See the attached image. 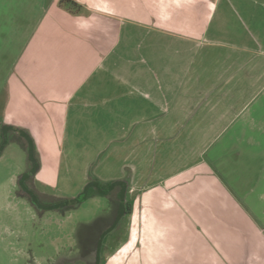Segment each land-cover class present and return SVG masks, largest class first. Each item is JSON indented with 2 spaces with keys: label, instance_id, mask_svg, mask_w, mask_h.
Returning a JSON list of instances; mask_svg holds the SVG:
<instances>
[{
  "label": "crops",
  "instance_id": "crops-1",
  "mask_svg": "<svg viewBox=\"0 0 264 264\" xmlns=\"http://www.w3.org/2000/svg\"><path fill=\"white\" fill-rule=\"evenodd\" d=\"M61 1L0 0L2 124L32 136L35 180L126 182L109 263L143 245L172 262L264 264V163L241 155L264 150L247 136L264 133L249 109L264 91V0H71L77 14ZM233 131L236 159L217 170L205 156Z\"/></svg>",
  "mask_w": 264,
  "mask_h": 264
},
{
  "label": "rangeland",
  "instance_id": "rangeland-1",
  "mask_svg": "<svg viewBox=\"0 0 264 264\" xmlns=\"http://www.w3.org/2000/svg\"><path fill=\"white\" fill-rule=\"evenodd\" d=\"M242 8L246 13L243 17V25L244 27L252 28L254 20L250 15L253 6L243 3ZM254 10H260L264 13V5L261 7L255 6ZM259 32L263 36H258V39L264 46V20H261ZM246 35L250 34H245L244 41L247 40ZM224 39L243 40V38H235L233 36L225 37ZM255 39L257 40V38ZM133 45L137 46L135 43ZM259 55H261L260 58L263 60L264 53ZM172 59L176 62L173 55L163 52V63L170 64ZM183 64H185V60L180 59L178 67L181 68ZM207 70L214 75L210 68H207ZM3 78L4 76L2 75L0 79ZM255 106L262 108L261 114H264V91L249 109L253 110ZM3 111L4 102L0 100V150L4 143H8L0 157V264H95L94 257L96 255L93 250L98 244V234L106 230L111 225V220L113 221L115 218L113 211H115L116 207H114L112 200L115 196L111 195V200L108 197L92 198L79 208L65 212V207L63 208L61 204L65 199L75 198L81 193L83 190L79 188L81 181H75L72 187L70 185V192H66V190L61 188L57 189L39 180L36 181L34 176H30L31 181L27 183L28 189L23 190V187L19 184L21 176L28 169L27 153L20 143L15 142L19 133L5 128L2 124ZM249 131L253 132L250 129ZM234 135V131L226 134L206 154L205 159L207 162H211L210 165L214 166L215 169L218 170L216 165L226 164V157L228 156L236 159L233 153L235 150L228 149L232 144L230 136L233 137ZM247 136H251L256 141L264 140V133H249ZM23 142L28 146L30 145L29 140L26 138H23ZM182 145L185 146L184 151L186 152L191 149L192 143L187 146V142H182ZM255 151L259 153L257 159L264 163V150L261 152L260 148L254 150L250 146L246 147L241 155L251 156ZM181 165H183L182 162L177 163L175 168H179ZM72 195L74 196L71 197ZM59 204L60 206L57 210L52 209V206ZM101 218L103 220H100ZM87 226H90V228L87 229ZM119 231L120 239H122L124 228L121 230L117 229L116 234ZM149 233L151 234V230H149ZM78 235L84 240L78 239ZM150 236L153 240L151 244H154L157 237L154 232ZM81 240L84 241L83 243L85 241L87 243L85 249L82 245H79ZM142 246H137L136 256L130 260L128 258L127 260L129 261H126L125 264H216V262L201 263L200 261H166L159 258L161 255L155 253V246L151 248L150 246ZM114 247L106 245L102 260L103 264H112L108 260L115 253L112 252ZM157 247L160 249L159 251H163L166 246L162 244ZM140 251L144 253V257L140 255ZM236 255L238 254L236 253Z\"/></svg>",
  "mask_w": 264,
  "mask_h": 264
},
{
  "label": "trees",
  "instance_id": "trees-1",
  "mask_svg": "<svg viewBox=\"0 0 264 264\" xmlns=\"http://www.w3.org/2000/svg\"><path fill=\"white\" fill-rule=\"evenodd\" d=\"M60 5L62 7H71L72 13L77 14L80 12L81 7H79L75 2L71 0H62ZM7 128V127H5ZM9 129V128H7ZM12 130V129H11ZM13 132L15 131L16 133H19V136L15 139V142L20 143V145L24 148L25 152L27 153V163H28V169L25 174L21 176L20 179V186L23 187V189H28V182L31 181L29 178L35 177L37 171L40 169L41 163H40V158H39V153L38 150L34 144V140L32 136L25 131H20V130H12ZM20 137V138H19ZM23 138H26L29 140L30 145L28 146L25 142H23ZM8 143H4L3 147L0 150V157L6 148ZM129 191V187L124 181H111L107 183H102L101 181L95 179V178H90L89 183L85 186L83 191L75 198H69L65 199L63 203L61 204L62 207L65 209V212H69L72 210H75L79 208L82 204H84L86 201L92 199V198H98V197H108L110 200L112 197L111 195H114L115 198L112 199L114 202V207H116L115 211V218L112 221L111 220V225H109L106 230H103L101 233L98 234L99 240L97 247L95 246V249L93 252L95 253V264H102L103 260V254L105 253L106 250V245H107V240L108 237L111 235L112 232H114L119 225L121 224L122 220L127 216L131 214V204L127 200V193ZM59 205H54L52 206L53 210H57L59 208ZM100 220H103L102 218ZM105 222V221H104ZM102 227V225H101ZM90 226H87V229H89ZM78 239H83L78 235ZM84 240V239H83ZM81 240L79 245L85 249L86 248V241ZM85 245V246H84ZM83 249V250H84Z\"/></svg>",
  "mask_w": 264,
  "mask_h": 264
},
{
  "label": "flooded vegetation",
  "instance_id": "flooded-vegetation-1",
  "mask_svg": "<svg viewBox=\"0 0 264 264\" xmlns=\"http://www.w3.org/2000/svg\"><path fill=\"white\" fill-rule=\"evenodd\" d=\"M30 182V181H29ZM20 185V184H19ZM24 190V189H23ZM94 261H95V257H94Z\"/></svg>",
  "mask_w": 264,
  "mask_h": 264
}]
</instances>
